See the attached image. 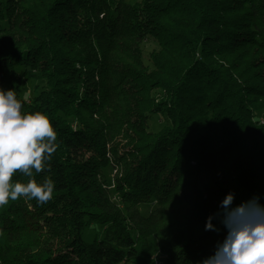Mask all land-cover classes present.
Listing matches in <instances>:
<instances>
[{
  "label": "trees",
  "instance_id": "1",
  "mask_svg": "<svg viewBox=\"0 0 264 264\" xmlns=\"http://www.w3.org/2000/svg\"><path fill=\"white\" fill-rule=\"evenodd\" d=\"M0 88L59 145L36 176L52 199L0 206V264H149L156 236L161 264H200L228 193L264 205V0H0ZM151 204L133 228L127 211ZM90 226L105 236L87 243Z\"/></svg>",
  "mask_w": 264,
  "mask_h": 264
},
{
  "label": "clouds",
  "instance_id": "2",
  "mask_svg": "<svg viewBox=\"0 0 264 264\" xmlns=\"http://www.w3.org/2000/svg\"><path fill=\"white\" fill-rule=\"evenodd\" d=\"M14 89L0 88V206L18 198L43 205L52 199L54 181L36 176L51 172L50 162L59 147L57 132L47 115L22 114ZM27 178L14 180V176ZM234 193L222 201V220L227 234L213 255L200 264H264V205L258 197L231 207ZM216 215H221L217 213ZM209 216L205 230L219 231Z\"/></svg>",
  "mask_w": 264,
  "mask_h": 264
},
{
  "label": "rangeland",
  "instance_id": "3",
  "mask_svg": "<svg viewBox=\"0 0 264 264\" xmlns=\"http://www.w3.org/2000/svg\"><path fill=\"white\" fill-rule=\"evenodd\" d=\"M128 2L133 3L134 0H128ZM152 48H153V46H151L149 43L141 45L142 58H143V62L145 65L148 63V55H149L150 51L152 50ZM30 87H31V84L27 87L25 86V88H24L23 93L25 94V98L28 95H30V92H31ZM2 89L8 90L7 88H2ZM263 121H264V119L260 120V121H256V122H258L256 125L257 126L264 125ZM163 124H164V120L162 118L153 117L148 122L147 129H148V131L155 133L158 131V129ZM215 130H216L215 134L218 137H220L219 131L216 128L214 129V131ZM119 141H120V143H119L120 146L122 148H124L125 140L120 139ZM111 172H113V171H111V169H107L103 175L108 183L111 181V178H112L111 174L114 173V172L113 173H111ZM184 182L185 181L181 180V183H184ZM109 184L112 187L111 183H109ZM154 209H156L155 204L141 205V206H136V207L130 208L126 213L129 224L135 229L145 228L147 226L148 216H149L150 212H152ZM180 209H181V207H180ZM178 210H179V205L176 203H174L173 205L167 206V209H164V212L166 213L165 218H167V213H168L169 214L168 217L170 219H172V220L176 219V217L178 216L177 215ZM105 234H106V231L102 227L90 226L84 234V239L87 243H90L94 239H102L105 236ZM163 239H164V237H162V236H156L148 242V251L144 255V259L147 261V263H149V264L150 263L161 264L163 257H162V254L157 247L159 246V244L162 243ZM0 243H1V240H0Z\"/></svg>",
  "mask_w": 264,
  "mask_h": 264
}]
</instances>
